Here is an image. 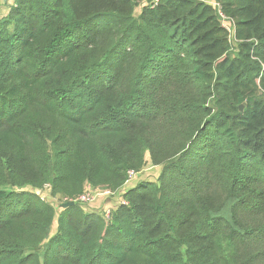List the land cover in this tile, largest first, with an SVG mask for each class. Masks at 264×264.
I'll return each instance as SVG.
<instances>
[{
	"label": "trees",
	"instance_id": "16d2710c",
	"mask_svg": "<svg viewBox=\"0 0 264 264\" xmlns=\"http://www.w3.org/2000/svg\"><path fill=\"white\" fill-rule=\"evenodd\" d=\"M217 1L233 54L195 0L14 1L0 20V264H264V0ZM146 153L161 175L126 205L107 217L76 202L119 192ZM47 185L75 203L53 235Z\"/></svg>",
	"mask_w": 264,
	"mask_h": 264
},
{
	"label": "rangeland",
	"instance_id": "374dc122",
	"mask_svg": "<svg viewBox=\"0 0 264 264\" xmlns=\"http://www.w3.org/2000/svg\"><path fill=\"white\" fill-rule=\"evenodd\" d=\"M14 1L15 0H0V20L4 16L8 15L10 6L13 5ZM147 1L148 0H143V2H141V3L144 4V2H147ZM195 1L203 3L204 5L210 6L209 4L206 3L207 0H195ZM142 5H140V7H138V9L142 8ZM139 12H140V10H137V15L139 14ZM135 15H136V13H135ZM233 21H234L235 26H236V22L234 19H233ZM221 29L224 30V28H221ZM236 31H237V28H236ZM227 38H228V36H227ZM238 43L239 42L237 39L236 42H232L229 44L230 45V50H229L230 54H233V53H235V51H237ZM162 169H163L162 167L154 166L150 161L149 153H146L145 163H144L143 168L139 172H136V176H137L136 180L125 185V187L122 188L119 192H117L116 195H114V196L104 195V191H105L104 189L95 190V195H96L95 200L92 202L80 204V205L86 212L103 213L105 215H106V213H111L112 211H114L113 209H117L118 205L123 200L124 193H126L131 188H135V185H138L141 181L158 182V179L161 175ZM37 193L42 197V199L44 201L51 203L56 210V219H55V222L53 224L52 231H51V235H53L57 231L58 216L60 215V213L63 210L62 205L66 204V199L62 198V197H55V198L52 197L51 196V188L48 185L45 186L42 190H38Z\"/></svg>",
	"mask_w": 264,
	"mask_h": 264
},
{
	"label": "built area",
	"instance_id": "2783aa9c",
	"mask_svg": "<svg viewBox=\"0 0 264 264\" xmlns=\"http://www.w3.org/2000/svg\"><path fill=\"white\" fill-rule=\"evenodd\" d=\"M160 2V0H148L147 2H144L143 5H148L151 4L153 6L157 5ZM207 4H209L210 6L214 7L216 9L217 15L219 17V20L221 22V26L222 28H224V30L226 31L227 35H228V39L229 42H236L237 41V31H236V26L235 23L233 21V19H231L230 17L227 16V14L225 13L222 4L217 1V0H207L206 2ZM137 176H136V172L135 171H129L128 172V180H127V184L131 183L132 181L136 180ZM104 195H109V196H114L116 195V192H112L110 190H105L104 191ZM95 190H93L90 187H87L85 192L79 196L76 199V202L79 204H85V203H89L95 200ZM120 204H127L126 201L123 199ZM110 213H106V216L108 217Z\"/></svg>",
	"mask_w": 264,
	"mask_h": 264
},
{
	"label": "water",
	"instance_id": "95a60500",
	"mask_svg": "<svg viewBox=\"0 0 264 264\" xmlns=\"http://www.w3.org/2000/svg\"><path fill=\"white\" fill-rule=\"evenodd\" d=\"M241 109H243V106L241 107ZM74 204H75L74 202L66 203V204L62 205V208H66V207L72 206Z\"/></svg>",
	"mask_w": 264,
	"mask_h": 264
},
{
	"label": "crops",
	"instance_id": "0c3cea01",
	"mask_svg": "<svg viewBox=\"0 0 264 264\" xmlns=\"http://www.w3.org/2000/svg\"><path fill=\"white\" fill-rule=\"evenodd\" d=\"M137 10H140L139 14L142 12V8H139V9L137 8ZM137 10L135 11V13H136V15H135V16H136V17H138V16H139V14L137 15ZM112 209H113V208H112Z\"/></svg>",
	"mask_w": 264,
	"mask_h": 264
}]
</instances>
